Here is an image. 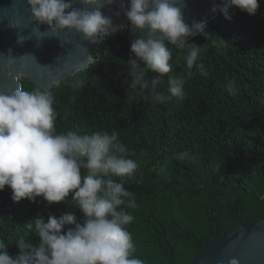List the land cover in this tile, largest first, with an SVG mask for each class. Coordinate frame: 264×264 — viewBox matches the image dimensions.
Segmentation results:
<instances>
[{
  "label": "trees",
  "instance_id": "obj_1",
  "mask_svg": "<svg viewBox=\"0 0 264 264\" xmlns=\"http://www.w3.org/2000/svg\"><path fill=\"white\" fill-rule=\"evenodd\" d=\"M258 4L255 15L231 7L226 19L218 0L205 33L186 41L201 47L197 64H204L207 76L194 67L187 78L188 46H168L173 68L157 91L167 92L169 75L185 76L182 100L156 103L150 90L129 88L127 29L95 45L87 70L48 90L57 133L116 132L128 158L137 162L133 176L122 182L136 203L135 209H125L134 216L126 226L136 248L133 255L144 264H168L170 250L173 264H187L201 251L195 240L208 242L216 235V214L219 234L236 228L237 218L226 203L238 202L243 223L264 218V0ZM156 75L149 72L147 78ZM75 81L81 87L73 88ZM22 82L25 91L37 88ZM231 82L238 89L235 96L226 90ZM181 152L190 153L194 162L177 160ZM11 195L8 186L0 191V240L9 244L12 256L20 253L16 241L21 238L34 247L40 243L34 225L28 228L34 218L47 221L69 211L83 219L71 193L55 204L42 197L16 203Z\"/></svg>",
  "mask_w": 264,
  "mask_h": 264
},
{
  "label": "clouds",
  "instance_id": "obj_2",
  "mask_svg": "<svg viewBox=\"0 0 264 264\" xmlns=\"http://www.w3.org/2000/svg\"><path fill=\"white\" fill-rule=\"evenodd\" d=\"M74 2L27 0L37 24H47L53 32L74 29L92 44L109 35L112 20L100 9L113 0H80L83 5L97 6L91 10L75 8ZM180 3L181 0H130L124 11L130 26L147 29L148 35L130 45L129 88L150 90L156 103L184 98L185 76L169 75L167 92L157 91L165 75L172 72L169 45L178 49L188 46L184 57L187 78H191L194 67L202 76L208 75L204 64H197L201 47L186 43L187 37L205 33L206 22L185 24ZM120 7L124 9L123 4ZM231 7L255 15L259 4L258 0H222L219 10L226 19L230 18L227 13ZM24 39L19 37V41ZM149 72L157 75L149 79ZM81 84L75 81L72 86L79 88ZM226 90L232 96L238 92L234 82ZM53 104L51 92L39 87L32 91L17 87L10 94L0 93V191L8 186L16 203L42 197L49 204L64 202L71 193L73 206L83 219L78 221L69 211L59 217L50 215L47 221L34 218L28 228L34 225L40 238L38 246L26 244L21 238L16 241L20 253L12 256L7 251L9 244L0 240V264H144L133 255L136 248L126 226L134 216L125 209H135L136 203L122 182L124 177L133 176L137 162L128 158V149L119 142L116 132L57 133ZM175 158L194 162L188 152L178 153ZM65 226L72 227L62 233ZM228 264H239V260L232 258Z\"/></svg>",
  "mask_w": 264,
  "mask_h": 264
},
{
  "label": "water",
  "instance_id": "obj_3",
  "mask_svg": "<svg viewBox=\"0 0 264 264\" xmlns=\"http://www.w3.org/2000/svg\"><path fill=\"white\" fill-rule=\"evenodd\" d=\"M129 3L130 0H113L100 11L112 20L109 34L127 29L131 45L138 38L147 39L148 35L147 29L141 31L130 26L124 15ZM217 3L218 0H181L179 6L184 23L191 26L203 20L207 24L216 15ZM73 7L91 10L97 6L83 5L75 0ZM19 37L25 39L19 41ZM104 38L92 44L74 29L53 32L47 24H37L27 0H0V93L10 94L17 87L22 88L23 79L48 91L73 78L93 63L92 50ZM164 43L166 45L167 41ZM195 241L201 251L187 264H228L232 258H237L239 264H264V218L249 223L238 220L236 228L216 233L208 242ZM171 260L170 250L168 264Z\"/></svg>",
  "mask_w": 264,
  "mask_h": 264
},
{
  "label": "flooded vegetation",
  "instance_id": "obj_4",
  "mask_svg": "<svg viewBox=\"0 0 264 264\" xmlns=\"http://www.w3.org/2000/svg\"><path fill=\"white\" fill-rule=\"evenodd\" d=\"M210 198H212V199H214V202L215 203H217V205L218 206H220V208H221V205H220V203H219V198H214V195L212 194L211 196H210ZM227 200H229V198H227ZM233 203L234 204H230V203H226L225 204V206L231 211V212H233L234 213V217L235 218H237V222H238V210H241V208L239 209L238 208V202H236V200H234L233 201ZM233 206V207H232ZM219 209V208H218ZM218 209H215L214 211H218ZM210 210H211V212H212V207H210ZM213 215V214H212ZM216 219H217V224L215 223V225H216V233H219V229H218V227H217V225H218V223H220V217H219V215L217 216V214H216ZM240 221V220H239ZM171 264H173V262H172V260H171Z\"/></svg>",
  "mask_w": 264,
  "mask_h": 264
}]
</instances>
